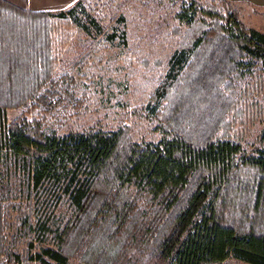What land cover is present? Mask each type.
<instances>
[{
	"label": "trees",
	"instance_id": "trees-1",
	"mask_svg": "<svg viewBox=\"0 0 264 264\" xmlns=\"http://www.w3.org/2000/svg\"><path fill=\"white\" fill-rule=\"evenodd\" d=\"M216 1L200 10L207 20L193 7L176 15L184 31L149 96L159 138L138 144L127 126L63 135L33 115L79 105L56 70L50 20L85 31L91 0L56 13L0 0V257L6 210L23 201L20 235L49 238L51 264H264V129L249 150L229 141L264 35ZM7 111L20 112L7 123Z\"/></svg>",
	"mask_w": 264,
	"mask_h": 264
},
{
	"label": "rangeland",
	"instance_id": "rangeland-1",
	"mask_svg": "<svg viewBox=\"0 0 264 264\" xmlns=\"http://www.w3.org/2000/svg\"><path fill=\"white\" fill-rule=\"evenodd\" d=\"M225 1L237 11L240 22L264 35V7ZM217 4L216 0H91L89 12L80 14L85 31L70 21L52 18L56 70L72 81L68 90L80 103L66 112L55 107L49 114L35 110L33 115L45 124L52 123L63 135L127 126L134 142H156L159 132L149 96L166 74L184 31L176 15L193 7L196 18L207 20L200 10ZM91 17L98 20L97 27L88 23ZM178 26L180 33L174 35L172 29ZM243 68L247 72L237 84L235 105L241 116L229 115V141L249 150L264 129V60H246ZM19 112L7 111V123ZM30 117L25 115L27 120ZM17 204L19 211L7 208L4 217L5 252L0 264H51L42 255L44 248H54L49 238L21 237L19 212L27 206L23 201ZM221 264L242 263L228 260Z\"/></svg>",
	"mask_w": 264,
	"mask_h": 264
},
{
	"label": "crops",
	"instance_id": "crops-1",
	"mask_svg": "<svg viewBox=\"0 0 264 264\" xmlns=\"http://www.w3.org/2000/svg\"><path fill=\"white\" fill-rule=\"evenodd\" d=\"M20 10L36 13H56L72 7L78 0H2ZM264 7V0H228Z\"/></svg>",
	"mask_w": 264,
	"mask_h": 264
}]
</instances>
